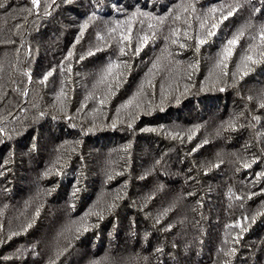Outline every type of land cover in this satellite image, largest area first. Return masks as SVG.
<instances>
[{
  "label": "trees",
  "instance_id": "trees-1",
  "mask_svg": "<svg viewBox=\"0 0 264 264\" xmlns=\"http://www.w3.org/2000/svg\"><path fill=\"white\" fill-rule=\"evenodd\" d=\"M262 26L264 0H0V264H264Z\"/></svg>",
  "mask_w": 264,
  "mask_h": 264
},
{
  "label": "snow or ice",
  "instance_id": "snow-or-ice-1",
  "mask_svg": "<svg viewBox=\"0 0 264 264\" xmlns=\"http://www.w3.org/2000/svg\"><path fill=\"white\" fill-rule=\"evenodd\" d=\"M32 3H33L34 6H38V4H39V0H32ZM257 11H259V9H257ZM232 14H233V12H232V11H229L228 14L225 15V16L223 17V19H227L228 16H230V15H232ZM140 15H148V14H147V13H140ZM92 18H94V17H90V19H92ZM160 19L162 20L163 18H160ZM84 27H85V28L87 27V23H85ZM149 27L151 28L152 26L149 25ZM201 27H203V24L201 25ZM213 27H216V25L213 24ZM262 27H264V26H262ZM213 34H214V33H212V32H208V35H209V36H211V35H213ZM242 34H243V31H241L238 35L234 36L232 39L228 40V42H227V46L224 48L223 58H222V60L220 61V63L217 65L218 67L220 66V64H223L224 60H226V59L231 55V48H232V46H234V45L238 42V40H239V38H240V36H241ZM144 39H145V41H146V40H147V37H144ZM261 39L264 40V31L261 32ZM204 42H205L204 40H200V41H199L200 44H203ZM173 43H175V41H173ZM181 47H183V45H181ZM139 50H140V48L137 47L136 52H139ZM120 53H121V55H126V54H127V53L124 51V48H121V49H120ZM90 54H92V53H90ZM69 56H71V52L69 53ZM245 59H246V60H252V57H251V56H248V57H246ZM253 62H254V61H253ZM156 66H157L156 64H153V68H156ZM118 67H120V65H118V64H116V63H114V62H110V63L107 65V67L103 70V72H102V74H101V81L103 82L104 79H105L107 76L112 75V74H113V70L116 69V68H118ZM50 75H52V72H49V73H48V76H50ZM44 79L46 80V79H47V76H45ZM109 87H111V85H109ZM133 99H135V97H133ZM132 102H133L132 100H129V101H128V104H131ZM100 103L103 104L104 101L101 100ZM262 107H264V105H262ZM246 166H247V165H246ZM110 178H111V177H110Z\"/></svg>",
  "mask_w": 264,
  "mask_h": 264
}]
</instances>
